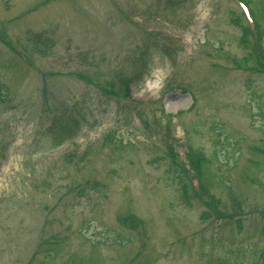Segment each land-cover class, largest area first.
I'll return each instance as SVG.
<instances>
[{
	"label": "rangeland",
	"instance_id": "374dc122",
	"mask_svg": "<svg viewBox=\"0 0 264 264\" xmlns=\"http://www.w3.org/2000/svg\"><path fill=\"white\" fill-rule=\"evenodd\" d=\"M173 1L0 0V264H264V0Z\"/></svg>",
	"mask_w": 264,
	"mask_h": 264
},
{
	"label": "trees",
	"instance_id": "16d2710c",
	"mask_svg": "<svg viewBox=\"0 0 264 264\" xmlns=\"http://www.w3.org/2000/svg\"><path fill=\"white\" fill-rule=\"evenodd\" d=\"M242 22V18L236 15H233L230 18V24L233 27H237L240 30L241 33V40L240 43L241 45H243L246 41V38L248 36V31L246 30L245 27H243L241 25ZM129 83V79L126 78L125 80L122 79L121 84L119 86V88L121 89V94L122 95H128V87L127 84ZM164 118L166 119V126L169 127V123L171 122L173 116L170 115H163ZM120 144H122V141H120ZM164 155L166 158H170L171 157V161L167 163V169L169 172H171V174L173 175V177L177 180V182L181 185L180 189H181V198L182 201L185 205H187L188 202V198H189V186L185 180L184 174L182 173V171L180 169H177L176 166L173 164L172 161L175 160L176 156L173 152V149L171 147H166L165 151H164ZM173 158V159H172ZM191 158L193 159V163L197 166L198 170L200 169V167L202 166L201 160L200 158L194 156L193 154H191Z\"/></svg>",
	"mask_w": 264,
	"mask_h": 264
}]
</instances>
